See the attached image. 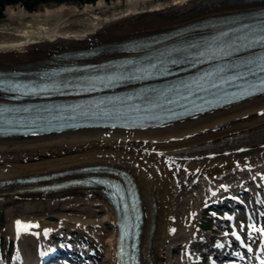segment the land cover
I'll list each match as a JSON object with an SVG mask.
<instances>
[{"label": "bare ground", "instance_id": "bare-ground-1", "mask_svg": "<svg viewBox=\"0 0 264 264\" xmlns=\"http://www.w3.org/2000/svg\"><path fill=\"white\" fill-rule=\"evenodd\" d=\"M261 6L264 2L258 0H99L80 7L50 3L33 11L9 5L0 19V69L37 68L64 50L158 33ZM121 55L126 54L104 53L83 62ZM243 139L256 140L229 146ZM207 147L219 149L191 153ZM98 163L127 169L139 184L146 210L144 264H184L187 247L198 242L193 236V213L199 204L220 201L264 170V96L161 128L86 129L0 139V180ZM15 188L0 189V209L9 216L6 234L21 244L28 261L33 259L28 243L36 245V240L28 235L15 237L16 216L42 222L39 231L50 229L52 236L64 230L92 235L103 252V264H115L111 234L116 218L105 197L79 189L18 195ZM254 238L262 240L258 234Z\"/></svg>", "mask_w": 264, "mask_h": 264}, {"label": "snow or ice", "instance_id": "snow-or-ice-1", "mask_svg": "<svg viewBox=\"0 0 264 264\" xmlns=\"http://www.w3.org/2000/svg\"><path fill=\"white\" fill-rule=\"evenodd\" d=\"M260 44L264 45V35L260 36V39L258 41ZM262 63L260 65V73L262 75L259 76V85L256 86L257 87V91L264 93V56L261 57ZM253 75H256L255 73H253ZM255 93H249V95H254ZM243 98V97H242ZM84 115H87V113H83ZM161 155H163V153H161ZM32 227H39V225H31V224H26L24 222L21 221H16V228H17V234L19 235L21 231L23 232H27L29 231ZM253 228L254 231L260 232L262 234H264V227H260V228H256L255 225L251 226ZM50 229H46L45 230V235H48V233L50 232ZM172 232H175L176 229H171ZM233 235L236 237V239L238 241H241V243H243V240L241 238V236L239 235V233H233ZM247 247V245H245ZM218 247H223V245H218ZM249 251H252L251 248H249ZM262 251H264V248H262ZM118 255L121 257V261H123V249L121 248L120 252L118 253ZM237 255H239V253H237ZM260 264H264V259L260 260Z\"/></svg>", "mask_w": 264, "mask_h": 264}, {"label": "trees", "instance_id": "trees-1", "mask_svg": "<svg viewBox=\"0 0 264 264\" xmlns=\"http://www.w3.org/2000/svg\"><path fill=\"white\" fill-rule=\"evenodd\" d=\"M16 1H20V0H0V16H2V11L4 9V7L6 6V4H12ZM47 0H23V3L25 4V7H27L29 10H33L36 8L38 2H45ZM55 1H63V0H55ZM83 1V0H80ZM86 1H94V0H86Z\"/></svg>", "mask_w": 264, "mask_h": 264}, {"label": "rangeland", "instance_id": "rangeland-1", "mask_svg": "<svg viewBox=\"0 0 264 264\" xmlns=\"http://www.w3.org/2000/svg\"><path fill=\"white\" fill-rule=\"evenodd\" d=\"M113 0H111L110 2H112ZM70 3H74V4H77L79 7L80 6H84L85 5V3L84 4H82L81 3V1L80 0H70L69 1ZM69 2H65V3H69ZM50 3H55V4H57L56 2H53V1H47V3H40V4H38L37 5V7H36V10L38 9V8H43L44 6H46L47 4H50ZM0 213L2 214H4L3 215V217H2V221H0V231L1 232H3V230H4V228L7 226V222H8V215H7V212L5 211V209H0Z\"/></svg>", "mask_w": 264, "mask_h": 264}]
</instances>
